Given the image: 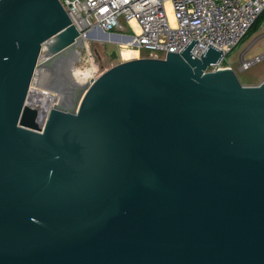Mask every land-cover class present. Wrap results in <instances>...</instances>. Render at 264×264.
<instances>
[{
  "label": "water",
  "instance_id": "water-1",
  "mask_svg": "<svg viewBox=\"0 0 264 264\" xmlns=\"http://www.w3.org/2000/svg\"><path fill=\"white\" fill-rule=\"evenodd\" d=\"M196 44L119 63L0 0V264H264V80Z\"/></svg>",
  "mask_w": 264,
  "mask_h": 264
},
{
  "label": "built area",
  "instance_id": "built-area-1",
  "mask_svg": "<svg viewBox=\"0 0 264 264\" xmlns=\"http://www.w3.org/2000/svg\"><path fill=\"white\" fill-rule=\"evenodd\" d=\"M81 41L101 34L138 48L180 54L197 41L191 56L200 58L208 46L222 53L207 72L224 65L230 53L264 12V0H59ZM101 40V39H100ZM116 44V43H115ZM259 61H241L247 70ZM233 70V69H232Z\"/></svg>",
  "mask_w": 264,
  "mask_h": 264
},
{
  "label": "rangeland",
  "instance_id": "rangeland-1",
  "mask_svg": "<svg viewBox=\"0 0 264 264\" xmlns=\"http://www.w3.org/2000/svg\"><path fill=\"white\" fill-rule=\"evenodd\" d=\"M86 42L115 45L119 63L136 59V54L133 50L120 48L118 46L120 43L115 42V44L100 39ZM244 51L247 52L242 56L245 61L264 55V22L255 34L248 38L244 37L230 53L226 54L224 59V65L228 64L232 67L241 85L248 87L257 86L264 80V58L259 62L253 63L247 70H240L241 55Z\"/></svg>",
  "mask_w": 264,
  "mask_h": 264
},
{
  "label": "trees",
  "instance_id": "trees-1",
  "mask_svg": "<svg viewBox=\"0 0 264 264\" xmlns=\"http://www.w3.org/2000/svg\"><path fill=\"white\" fill-rule=\"evenodd\" d=\"M263 22H264V12L254 22V24L251 26V28L249 29V31L247 32L245 37L248 38V37L252 36L253 34H255Z\"/></svg>",
  "mask_w": 264,
  "mask_h": 264
},
{
  "label": "bare ground",
  "instance_id": "bare-ground-1",
  "mask_svg": "<svg viewBox=\"0 0 264 264\" xmlns=\"http://www.w3.org/2000/svg\"><path fill=\"white\" fill-rule=\"evenodd\" d=\"M101 40H103V41H108V42H110V43H115V42H117V43H120V45H118L120 48H128V49H132V48H130L129 46H127L124 42H122V41H119L120 39H118V38H113V37H109V36H107V37H102L101 38ZM133 50V52L136 54L135 56H136V59H138V52L136 51V50H134V49H132Z\"/></svg>",
  "mask_w": 264,
  "mask_h": 264
},
{
  "label": "flooded vegetation",
  "instance_id": "flooded-vegetation-1",
  "mask_svg": "<svg viewBox=\"0 0 264 264\" xmlns=\"http://www.w3.org/2000/svg\"><path fill=\"white\" fill-rule=\"evenodd\" d=\"M247 49H249V48H247ZM245 53H247V52L244 51V52L242 53V55H241V61L243 60V57H242V56H243ZM256 58H259V61H261V60L264 58V55H260V56H258V57H256ZM254 59H255V58H254ZM254 59H253V60H254ZM243 61H245V60H243ZM250 61H252V60H250ZM259 61H258V62H259Z\"/></svg>",
  "mask_w": 264,
  "mask_h": 264
}]
</instances>
